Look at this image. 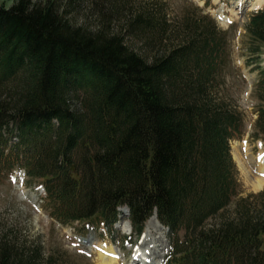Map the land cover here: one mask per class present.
I'll use <instances>...</instances> for the list:
<instances>
[{"label": "trees", "instance_id": "trees-1", "mask_svg": "<svg viewBox=\"0 0 264 264\" xmlns=\"http://www.w3.org/2000/svg\"><path fill=\"white\" fill-rule=\"evenodd\" d=\"M68 14L56 0L0 5V174L25 167L63 224L108 223L124 205L140 234L156 210L174 236L167 264H264V190L236 197L229 141L243 116L212 91L227 67V32L192 15L182 42L146 57L107 18L91 29ZM127 25L150 43L176 37L163 15L138 11ZM246 28L259 54L264 9ZM258 114L264 136V103ZM5 134L16 139L6 155ZM0 264L52 262L2 239Z\"/></svg>", "mask_w": 264, "mask_h": 264}, {"label": "rangeland", "instance_id": "rangeland-1", "mask_svg": "<svg viewBox=\"0 0 264 264\" xmlns=\"http://www.w3.org/2000/svg\"><path fill=\"white\" fill-rule=\"evenodd\" d=\"M12 2L13 0H0V5L9 7ZM56 2L69 11V19L73 23L85 24L91 29L97 28L103 23V18H107L110 21V30L121 34L128 45L146 57H152L157 52L164 54L166 48L171 49L174 44L182 42L186 37L185 21L192 15L206 16L215 22L220 31L227 32L229 36L227 67L224 69V76L214 84L212 91L218 100L225 97L229 107L237 109L243 116V137L229 143L239 182L236 197L251 200L264 190V186L261 189H254L251 186V182L257 178L264 180V170L260 169L263 167L261 160L264 157V136L256 127L257 111L264 103L261 101L264 92H257L264 69V45L260 48V55L253 54L249 50L250 42L246 28L250 17L264 8V1L56 0ZM115 10H118V13ZM138 11L145 15L152 14L156 18L163 15L167 27L175 33V39L169 41L166 37L161 43L159 40L150 43L131 35L127 21ZM5 137L8 139L6 155L16 139L8 134H5ZM75 168L76 166L74 170ZM45 197L46 191L40 179L29 177L25 167L16 165L8 172L1 173L0 240L3 239L5 243L14 245L28 254L38 247L43 259L51 256L52 264L60 262L102 264L100 262L102 258H108L107 260L114 258L110 260L111 264H141L140 254L151 255L149 264H167L172 253L174 236L167 226L161 223L156 211L144 223L142 234H138L132 228L126 207L119 209L116 217L108 223L90 224L75 220L63 224L50 216ZM182 231L179 236L183 235Z\"/></svg>", "mask_w": 264, "mask_h": 264}, {"label": "bare ground", "instance_id": "bare-ground-1", "mask_svg": "<svg viewBox=\"0 0 264 264\" xmlns=\"http://www.w3.org/2000/svg\"><path fill=\"white\" fill-rule=\"evenodd\" d=\"M264 0H258V2H263ZM262 161V163H263V167H259L261 170H264V157H263V159L261 160ZM259 166H261V165H259ZM251 186L254 188V189H261L263 186H264V180L263 179H260V178H257V179H255V180H253L252 182H251ZM153 219L155 220V218L153 217ZM156 221V220H155ZM147 234V233H146ZM147 237V236H146ZM145 238V237H144ZM153 244V243H152ZM150 257H151V255H148L147 256V254L146 255H143V254H140L139 255V259H141L142 260V263L141 264H149V259H150ZM108 259V258H107ZM107 259H104V258H102L101 259V263L102 264H111L112 262V260L114 259H111V258H109L110 260H107Z\"/></svg>", "mask_w": 264, "mask_h": 264}]
</instances>
